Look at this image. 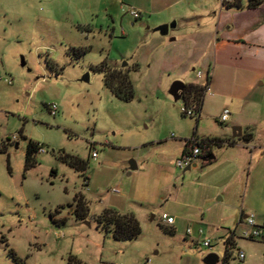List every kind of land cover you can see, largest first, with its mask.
Returning a JSON list of instances; mask_svg holds the SVG:
<instances>
[{
  "label": "rangeland",
  "instance_id": "374dc122",
  "mask_svg": "<svg viewBox=\"0 0 264 264\" xmlns=\"http://www.w3.org/2000/svg\"><path fill=\"white\" fill-rule=\"evenodd\" d=\"M192 3L197 22L211 31L208 11L220 2ZM122 6L121 0H0V264H14L10 251L28 264H67L69 257L82 264H202L209 253L223 264L224 241L235 229L225 219L232 205L214 192L203 168L184 171L175 161L186 139L231 135L234 125L211 117L214 105L197 120L183 116L184 100L196 101L183 92L174 101L168 93L175 80L201 82L195 73L204 65L179 57L191 49V38L180 37L187 25L175 20L176 28L162 36L152 21L133 19ZM123 62L130 100L103 82L104 71ZM86 73L88 82L81 81ZM260 88L263 99L252 105L249 121L262 139L264 83ZM28 139L43 152L25 170ZM61 155L87 163L86 169L75 170ZM258 158L248 214L264 210V154ZM131 161L137 168L127 174ZM80 197L83 219L73 213ZM105 209L132 215L139 234L114 239L97 220ZM163 213L174 218L172 226L160 223ZM207 239L210 247L201 246ZM234 241L228 264H244L240 250L245 261L264 253V244L237 234Z\"/></svg>",
  "mask_w": 264,
  "mask_h": 264
},
{
  "label": "crops",
  "instance_id": "0c3cea01",
  "mask_svg": "<svg viewBox=\"0 0 264 264\" xmlns=\"http://www.w3.org/2000/svg\"><path fill=\"white\" fill-rule=\"evenodd\" d=\"M121 1L122 9L132 6L139 12L137 20L141 21L146 17L156 27L169 23L170 20H179L187 25L185 31L188 34L181 33L180 37L191 38V49L187 55L181 57L179 54V57L202 63L203 72H209L210 75V92H203L198 119L203 110L207 113L214 110V105L217 110L209 113L211 117L219 118L220 121L222 112L228 110L226 124L231 121L230 124L234 125L232 128H241V135L237 138H233L232 134L209 135L222 140L232 139L233 142L212 147V162L202 167L196 159L194 167L203 168V172L209 175L207 182L214 188V192L221 193L222 199L226 196L228 203L232 205L231 213L225 219H233L235 229L231 231L235 236L239 233H236V228L243 227L242 220L246 215H254L256 222L264 225V210L258 207L253 209L254 213L248 214L249 209L245 204L249 191L254 194V178L257 177L258 171L255 173L253 170L259 160L258 155L264 154V138L261 139V135H257L249 121L252 105L257 107L263 99L260 87L264 83V1L255 7H247V2L243 0L229 8L220 5L216 11L209 10L208 17L213 26L211 31H207L197 22L201 16L194 11L193 0ZM204 43H207L206 47ZM209 48L212 49L211 54L207 52ZM205 95L209 98L206 99ZM183 146L184 142L181 154ZM51 220L56 221V218L52 217ZM260 241L248 240L251 244H264V240ZM245 258L244 254L241 260L244 264H264V253L259 254L258 260L251 255L246 261ZM224 264H228L227 261Z\"/></svg>",
  "mask_w": 264,
  "mask_h": 264
},
{
  "label": "trees",
  "instance_id": "16d2710c",
  "mask_svg": "<svg viewBox=\"0 0 264 264\" xmlns=\"http://www.w3.org/2000/svg\"><path fill=\"white\" fill-rule=\"evenodd\" d=\"M264 0H249L247 2V7H255L259 5ZM234 6V5H231ZM231 6H227L228 8ZM77 51V50H76ZM137 67L134 68V70ZM103 82L105 86L111 91L115 96L123 99L130 100L133 98V88L128 75V68H123L122 66L114 69L111 68L109 70L104 71ZM204 92V88L198 84H187L184 86L183 93L191 96L198 105L201 102L202 95ZM192 138H200V142L190 141ZM233 140H222L215 136H203L198 137L193 135L191 138L186 139L184 141V146L182 149L181 156H185L188 152L194 148L199 147L200 153L195 157L199 160L200 166L208 165L212 162V159H208L207 157L212 155V147L220 146L224 144L232 143ZM39 148L41 146L39 143L34 142L30 139L27 140L26 149H25V157H24V169L28 170L35 166L36 158L35 155L39 152ZM203 158H205L203 160ZM60 159L65 162L70 167L74 168L77 171H83L87 167V163L79 160L78 158H73L67 155H61ZM76 201V209H74L73 213H76L78 218L83 219L84 213L82 210L84 209V204L81 198ZM79 208V209H77ZM52 218V217H51ZM98 223L102 226L105 231H111L112 237L116 240H129L136 237L140 228L137 220L132 215L120 214L111 209H105L98 217ZM55 225H59V222ZM235 234L233 231H230V235L225 240L226 252L224 255L223 264L230 257V253L227 251L229 245L234 243ZM14 264H28L23 259L18 257L14 251H10ZM67 264H82L79 260L74 257H69Z\"/></svg>",
  "mask_w": 264,
  "mask_h": 264
},
{
  "label": "built area",
  "instance_id": "2783aa9c",
  "mask_svg": "<svg viewBox=\"0 0 264 264\" xmlns=\"http://www.w3.org/2000/svg\"><path fill=\"white\" fill-rule=\"evenodd\" d=\"M243 0H219L220 4L222 7H227L231 5H235L237 3H241ZM248 2L249 0H245ZM124 9H126V12L132 16L133 18H138L139 17V12L132 6H126ZM195 76L198 80H201L200 86L204 88V92H210V85H209V72H200L197 71L195 73ZM8 83H10V80H6ZM47 110L51 115H56L57 113V105L55 103H51L50 105L47 106ZM181 114L183 116H187L190 118H195L198 119L199 117V105L198 103H192L189 101L184 100V105L181 107ZM229 111L224 110L220 116V121L223 123L227 120L228 118ZM12 141L14 140V137L10 138ZM190 141L193 142H200V138H192ZM39 152H43L42 148H39ZM200 153V148L199 147H194L192 148L188 154L185 156H181L180 159H177L175 161V166L176 167H182V166H191L195 164L196 156ZM91 156L93 158L96 157L95 153H92ZM113 192H116L114 189H112ZM160 223L165 226H172L174 224V218L171 216H168L167 214L163 213L160 217ZM243 227L237 234V237L240 239H247V240H264V225L263 224H258L255 220L254 215H246L243 220H242ZM187 234H190V230H186ZM199 235L202 234L201 229L198 231ZM201 246L203 247H210V241L203 240L201 242ZM238 260H242L244 258V254L241 251H238L237 254ZM145 264H150V261L147 260Z\"/></svg>",
  "mask_w": 264,
  "mask_h": 264
},
{
  "label": "water",
  "instance_id": "95a60500",
  "mask_svg": "<svg viewBox=\"0 0 264 264\" xmlns=\"http://www.w3.org/2000/svg\"><path fill=\"white\" fill-rule=\"evenodd\" d=\"M175 26H176V22L172 21L170 23L161 24V25L153 28V31L158 32L160 35L164 36V35H167V33L170 29H174ZM22 65H24L23 62H22ZM125 65H126V63L123 62L121 66L124 67ZM81 81L88 82V73L84 74V76L81 78ZM184 85L185 84L182 81L175 80L169 86L168 93L174 101H177L178 99H180L182 97L181 93L184 90ZM240 135H241V128L240 127H233L232 128V137L237 138ZM8 140H9V138H7V141ZM207 158L213 159L214 156L210 155ZM204 159L205 158H203V160ZM195 165L196 164H193L191 166H185L184 171L189 170L191 167H194ZM135 169H136V165L134 162L131 161L129 163V168H128L127 174H129L131 171H133ZM218 260H219V258L215 253H209L202 259V264H217Z\"/></svg>",
  "mask_w": 264,
  "mask_h": 264
}]
</instances>
